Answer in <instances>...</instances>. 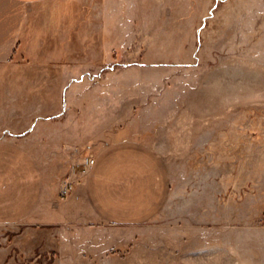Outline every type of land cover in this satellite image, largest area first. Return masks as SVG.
<instances>
[{"label":"rangeland","instance_id":"1","mask_svg":"<svg viewBox=\"0 0 264 264\" xmlns=\"http://www.w3.org/2000/svg\"><path fill=\"white\" fill-rule=\"evenodd\" d=\"M28 12L0 49V143L25 144L48 175L70 164L77 186L96 145L142 122L168 186L137 222L0 226V264H264V0ZM77 129L94 137L75 141Z\"/></svg>","mask_w":264,"mask_h":264},{"label":"crops","instance_id":"2","mask_svg":"<svg viewBox=\"0 0 264 264\" xmlns=\"http://www.w3.org/2000/svg\"><path fill=\"white\" fill-rule=\"evenodd\" d=\"M0 1L12 5L0 8V19H6L0 26L11 27L6 34L13 35L0 49H14V39L28 18V7L50 0ZM148 128L134 121L113 134L109 142L96 145L95 166L80 177L67 197H61L60 191L70 171L68 160L69 165H56L48 175L25 144L0 143V226L80 227L132 223L150 216L164 200L168 185L162 151L144 138ZM78 130L73 133L75 141L89 143L94 137Z\"/></svg>","mask_w":264,"mask_h":264},{"label":"built area","instance_id":"3","mask_svg":"<svg viewBox=\"0 0 264 264\" xmlns=\"http://www.w3.org/2000/svg\"><path fill=\"white\" fill-rule=\"evenodd\" d=\"M96 164V157L94 155H89L86 158L85 166L86 168L84 169L83 173H87L93 169V167ZM76 175V174H75ZM74 175L69 176L66 181L64 182L60 195L61 197H67L69 196L73 190L75 189L76 186V180L73 177Z\"/></svg>","mask_w":264,"mask_h":264}]
</instances>
